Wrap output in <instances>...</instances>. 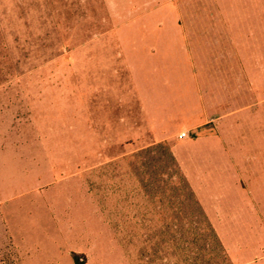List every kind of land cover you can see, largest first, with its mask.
Wrapping results in <instances>:
<instances>
[{"label": "rangeland", "instance_id": "obj_1", "mask_svg": "<svg viewBox=\"0 0 264 264\" xmlns=\"http://www.w3.org/2000/svg\"><path fill=\"white\" fill-rule=\"evenodd\" d=\"M210 23L264 41V0H0V264H264V194L228 191L224 160L215 177L184 175L194 146L155 144L123 111L99 123L88 92L112 84L99 65L135 31ZM249 91L234 137L264 123Z\"/></svg>", "mask_w": 264, "mask_h": 264}, {"label": "crops", "instance_id": "obj_2", "mask_svg": "<svg viewBox=\"0 0 264 264\" xmlns=\"http://www.w3.org/2000/svg\"><path fill=\"white\" fill-rule=\"evenodd\" d=\"M134 33L143 36L120 42L113 49L110 67L99 65L98 75L111 70L112 84L105 78L108 85H104L99 78L96 87L91 83L88 88L90 96L97 92V121L105 125L110 112H127L123 128L136 129L134 124L139 121L140 128L159 137L155 144L175 139L195 147L193 153L178 155L184 175L215 177L224 160L228 191L237 193L240 187V192L249 195L264 194L260 132L264 123L247 125L245 132L234 137L230 119L248 110L249 89L253 97L264 99V91L259 92L263 79L259 78L258 67L263 65L259 57L264 49L259 30L210 23L149 27ZM101 61L107 64L108 59ZM90 100L81 103L82 116L88 121L94 106ZM184 132L191 137L180 138ZM218 141L225 142V156L220 159L215 151ZM239 177L246 185H236L233 179Z\"/></svg>", "mask_w": 264, "mask_h": 264}, {"label": "built area", "instance_id": "obj_3", "mask_svg": "<svg viewBox=\"0 0 264 264\" xmlns=\"http://www.w3.org/2000/svg\"><path fill=\"white\" fill-rule=\"evenodd\" d=\"M188 136H189L188 133L184 132V133H181L180 138H186Z\"/></svg>", "mask_w": 264, "mask_h": 264}]
</instances>
